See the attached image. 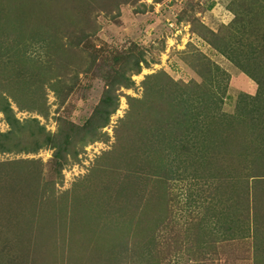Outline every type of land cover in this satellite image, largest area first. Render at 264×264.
Returning a JSON list of instances; mask_svg holds the SVG:
<instances>
[{"label":"rangeland","instance_id":"374dc122","mask_svg":"<svg viewBox=\"0 0 264 264\" xmlns=\"http://www.w3.org/2000/svg\"><path fill=\"white\" fill-rule=\"evenodd\" d=\"M4 2L0 264H264L263 146L242 150L255 136L233 121L259 82L230 59L264 43L260 0ZM208 87L220 105L181 122ZM107 93L118 105L101 127ZM246 114L264 135V101Z\"/></svg>","mask_w":264,"mask_h":264},{"label":"trees","instance_id":"16d2710c","mask_svg":"<svg viewBox=\"0 0 264 264\" xmlns=\"http://www.w3.org/2000/svg\"><path fill=\"white\" fill-rule=\"evenodd\" d=\"M3 1H5L4 3H10L11 5H15V3L17 2V0H1V3H3ZM36 3H39L38 1ZM10 9L8 6L6 7L5 10H8ZM263 9H264V0H260V10H262L263 12ZM48 30L47 27H44L43 31L41 32L43 34V36H46L45 34H48L46 31ZM32 32V30L30 31V33ZM42 34H39L38 32H33V35L31 38H28L29 35L26 36L27 39H29V43H23V42H19L20 45H17L18 47L20 46L22 49H29V46H34L35 44H38L39 42H41L38 37H40ZM263 41H264V35L262 37ZM244 45H246V48H242L243 50L241 52H236L234 53L236 57L234 56H231L230 59L235 62V64L242 68L244 71H247L248 73L251 74V76L257 81L259 82V93L257 96H254L252 95L251 97L249 96V94H246L245 95V98L242 100L241 104V110L242 112L239 111L235 112V117L233 119V121H235L237 123L236 120H240V117L242 118V121L243 122V125L246 126V128L248 129H245V130H242L240 129V135L242 136V134H245V138H248L250 137L251 139L254 138L255 136V139L251 140L250 144L249 145H245V148L243 147L242 150H246L248 147H253L254 145L256 147L258 146H263L261 147L260 149H257L258 152H260L257 156L258 160H260V163H263L264 164V135L262 134H259L260 132L256 129H255L251 126V127H248V122L245 121L246 118L244 117L246 114V112H252L254 111L255 109L259 108L260 107V103L264 101V77L259 75V74H256L257 72V69L256 68H261L262 65L264 64V62H261V60L264 58V54H261L262 53V48L264 47V43H258V44H253V42L250 43H244ZM259 50V51H258ZM259 53V57H261L260 59H258L257 57V53ZM145 59L142 55H139V56H132V72H136V73H139L141 71V68H142V64L144 63ZM248 63H245L247 62ZM261 66V67H260ZM254 70V71H251V70ZM130 78H127V83H125L126 86H130L131 84V80L128 81ZM196 88H198V85L196 86ZM210 88V87H208ZM213 88H210V90L208 91V89H206L204 91L205 94H203L202 96L200 97H196L194 96L193 99H191L190 101L193 102L194 101V105L192 104L191 108H188L185 107V109L183 108L184 111H182L183 113V117L181 118V122H185V123H188L187 125H189L190 123H192L193 120H196L197 118H199L200 120L201 119H204V117L206 116L205 114L201 113L199 110L200 107H201V104L203 101H207L210 100L209 103L211 104H217V106L220 105V101H222V97L220 95L217 96V91L216 90H212ZM178 96V98L180 100L176 101V106L178 105H181L183 99H182V95H176ZM216 97V99H215ZM252 101L253 103L250 102V104L253 105L252 108H249V109H246L247 106H245L247 103V101ZM117 101V98L116 97H113L112 94L110 93H107L101 100L100 102V105L96 108V116L98 114V116L100 115V126H105L108 121H109V117H110V114L113 113L116 108H117V105L118 103L116 102ZM174 101L173 100V96L171 97L170 99V102ZM191 105V104H190ZM198 106V109L199 110H195L193 107H196L197 108ZM212 107L208 106L207 109H211ZM237 108V107H236ZM4 112H7L8 110H12V107L11 105H9V103L7 105H5L3 108H2ZM245 112V113H243ZM95 114V113H94ZM96 116H95V119H96ZM248 116V115H247ZM10 121L11 123L13 124V120H16V122H18V120L14 117V116H10ZM264 117V116H263ZM262 117V118H263ZM249 118V117H247ZM94 119V120H95ZM33 121H36V119H32ZM253 125V124H252ZM31 125H28L27 128H31L30 127ZM77 125H74V127H76ZM235 125H232V127H230L229 130H233L235 127ZM91 129V121L88 123L86 129ZM227 128H223V129H219L217 130L215 128V131H212L211 135L209 136L210 138V142L211 144L214 143L216 141V139L219 137V136H222L225 132ZM228 132H231L229 131ZM239 129H235V131H237ZM10 134L11 132L14 133V130L11 131V129L9 130ZM232 133V132H231ZM254 136H251L253 135ZM4 137H8L9 134H3ZM259 135V137H258ZM50 137L47 138V142L45 144L48 143ZM51 140V139H50ZM255 140V141H254ZM246 142L245 140L242 142L244 143ZM224 144H226V141L224 140L223 142ZM0 146H2V149H5L7 150L8 147L5 146V143L3 140H1L0 138ZM37 148H39L40 146H35ZM207 150L203 149V150H200L199 152H201V154H205L207 153L206 152ZM261 177H264V174H260ZM164 177V176H163ZM162 177V179H163ZM249 178V176H247ZM256 178H252V180H254ZM263 179V178H262ZM258 180V179H257ZM251 188V187H250ZM214 226H217L216 224H213Z\"/></svg>","mask_w":264,"mask_h":264}]
</instances>
